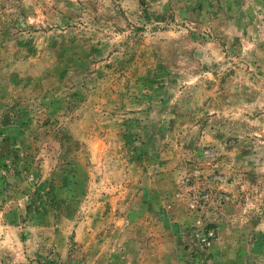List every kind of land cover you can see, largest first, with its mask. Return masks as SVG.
<instances>
[{"label":"rangeland","instance_id":"obj_1","mask_svg":"<svg viewBox=\"0 0 264 264\" xmlns=\"http://www.w3.org/2000/svg\"><path fill=\"white\" fill-rule=\"evenodd\" d=\"M0 264H264V0H0Z\"/></svg>","mask_w":264,"mask_h":264}]
</instances>
